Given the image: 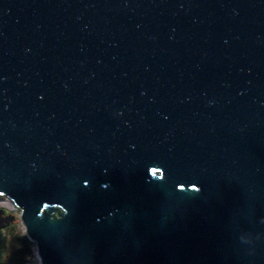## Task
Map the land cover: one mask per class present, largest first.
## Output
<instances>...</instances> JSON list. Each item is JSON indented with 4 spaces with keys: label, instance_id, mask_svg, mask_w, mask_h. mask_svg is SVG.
<instances>
[{
    "label": "water",
    "instance_id": "1",
    "mask_svg": "<svg viewBox=\"0 0 264 264\" xmlns=\"http://www.w3.org/2000/svg\"><path fill=\"white\" fill-rule=\"evenodd\" d=\"M0 200L40 264H264V0H0Z\"/></svg>",
    "mask_w": 264,
    "mask_h": 264
},
{
    "label": "flooded vegetation",
    "instance_id": "2",
    "mask_svg": "<svg viewBox=\"0 0 264 264\" xmlns=\"http://www.w3.org/2000/svg\"><path fill=\"white\" fill-rule=\"evenodd\" d=\"M5 215L11 214L10 211L4 208ZM0 239L5 242L4 256L17 258L19 255H23L25 250L24 235L20 234L15 228V222H11L9 225L0 228ZM26 257V256H25ZM24 257V258H25ZM28 260L29 257H26Z\"/></svg>",
    "mask_w": 264,
    "mask_h": 264
},
{
    "label": "trees",
    "instance_id": "3",
    "mask_svg": "<svg viewBox=\"0 0 264 264\" xmlns=\"http://www.w3.org/2000/svg\"><path fill=\"white\" fill-rule=\"evenodd\" d=\"M25 240V250L23 255H19L17 258L14 256L12 257H5V242L0 239V264H24L26 261V257H32L33 251H32V242L24 235ZM26 256V257H25ZM25 257V258H24Z\"/></svg>",
    "mask_w": 264,
    "mask_h": 264
},
{
    "label": "rangeland",
    "instance_id": "4",
    "mask_svg": "<svg viewBox=\"0 0 264 264\" xmlns=\"http://www.w3.org/2000/svg\"><path fill=\"white\" fill-rule=\"evenodd\" d=\"M11 206V205H10ZM0 207H2L3 209L5 208L6 210L10 211L11 214H13L15 216V228L17 231L20 232V234L25 235V227L23 225V223L21 222L20 218H19V211L17 209H15L13 206V208H9V207H4L1 205L0 203ZM32 251H33V255L32 257H30V260L27 262V264H40L39 263V257L36 255L35 251H36V247L35 244L32 242Z\"/></svg>",
    "mask_w": 264,
    "mask_h": 264
},
{
    "label": "bare ground",
    "instance_id": "5",
    "mask_svg": "<svg viewBox=\"0 0 264 264\" xmlns=\"http://www.w3.org/2000/svg\"><path fill=\"white\" fill-rule=\"evenodd\" d=\"M2 203L4 204V205H6V206H12L13 204H12V202L10 201V200H3L2 201Z\"/></svg>",
    "mask_w": 264,
    "mask_h": 264
},
{
    "label": "built area",
    "instance_id": "6",
    "mask_svg": "<svg viewBox=\"0 0 264 264\" xmlns=\"http://www.w3.org/2000/svg\"><path fill=\"white\" fill-rule=\"evenodd\" d=\"M2 201H3V200H0V203H1L2 206H4V207H9V208H10V207H11V208L14 207V205H12L13 207H12V206H6V205H4V204L2 203ZM14 208H15V207H14ZM15 209H16V208H15ZM35 253H36V255H37V252H36V251H35ZM37 256H38V255H37ZM39 263H40V261H39Z\"/></svg>",
    "mask_w": 264,
    "mask_h": 264
},
{
    "label": "crops",
    "instance_id": "7",
    "mask_svg": "<svg viewBox=\"0 0 264 264\" xmlns=\"http://www.w3.org/2000/svg\"><path fill=\"white\" fill-rule=\"evenodd\" d=\"M29 260H30V258H28V260H26L24 264H27V262H28Z\"/></svg>",
    "mask_w": 264,
    "mask_h": 264
}]
</instances>
